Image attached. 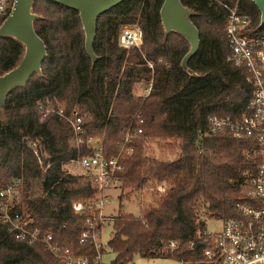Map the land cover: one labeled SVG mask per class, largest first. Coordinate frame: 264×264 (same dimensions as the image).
Returning <instances> with one entry per match:
<instances>
[{"label":"trees","instance_id":"trees-1","mask_svg":"<svg viewBox=\"0 0 264 264\" xmlns=\"http://www.w3.org/2000/svg\"><path fill=\"white\" fill-rule=\"evenodd\" d=\"M180 1L194 12L190 19L200 37L198 51L187 63L191 75L180 66L188 43L175 32L164 34L159 17L162 0H124L99 15L93 62L83 47L78 13L51 0H34L32 11L41 18L33 26L45 44L46 57L41 75H32L23 87L6 95L0 118V189L20 180V195L11 210L29 219L30 229L49 232L73 253H95L91 239L81 244L79 234L96 212L75 213L72 203L93 204L96 188L86 175L64 167L87 150L78 152L70 144L71 129L55 113L42 118L40 104L62 107L66 113L75 105L82 106L86 134L102 135L106 157L119 150L123 120L135 114L143 119L141 132L132 141V153L121 160L124 170L119 174V188L139 192L159 183L166 189L154 195L153 203L138 216L118 212L112 218L107 241L114 253L111 264H126L136 256L198 263L209 243L204 240V217H234L236 203L245 200L246 180L255 174L262 157L256 141L229 133L205 134L204 121L209 114L240 119L248 112L252 96L244 68L227 60L229 8L249 16L247 36H263L264 25H259V12L251 0ZM12 2L8 0L0 24ZM134 23L142 31L143 45L124 49L118 45L121 27ZM22 53L21 43L0 37V75L14 67ZM146 60L153 63L152 70ZM150 81L146 97L134 94L137 84ZM148 138L177 142L179 151L173 159L149 157L144 151ZM0 264L61 261L42 244L16 239L0 221Z\"/></svg>","mask_w":264,"mask_h":264},{"label":"built area","instance_id":"built-area-1","mask_svg":"<svg viewBox=\"0 0 264 264\" xmlns=\"http://www.w3.org/2000/svg\"><path fill=\"white\" fill-rule=\"evenodd\" d=\"M12 6V5H11ZM8 0H0V16L7 12ZM11 9V8H10ZM249 26V16L240 13L236 7L229 8L225 23V35L230 48L227 60L235 66H242L245 70V82L252 89V96L248 102V112L240 119H231L228 116L209 114L204 121L205 134L229 133L234 138H248L256 141L261 151V161L255 174L246 180L244 187L245 200L236 203L237 215L224 218L222 228L218 233L205 232L209 243L201 250L202 260L194 264H264V35L247 36L245 31ZM118 45L124 49H141L143 45L142 31L137 25H122L118 35ZM149 69L153 63L146 60ZM151 83L145 88L143 97L151 90ZM75 105L69 113L62 107L53 109L39 105L42 118L49 113H55L60 119L67 122L71 129L69 142L79 152L82 148L85 153H78L68 163L76 164L83 170L96 188V198L93 204H84L81 201L72 203L75 213L82 214L92 210L96 212L93 222L88 221L81 229L79 242L82 244L91 239L95 253L90 256L73 253L69 248L60 246L49 232L38 228H29L30 220L22 214L11 210L12 204L20 195V180H12L0 189V221L8 225L16 239L29 244H42L45 249L61 261V264H101L102 244L99 240L100 229L98 222L103 221V205L109 202L110 189L119 187V174L124 170L121 160L132 153V141L141 132L140 125L143 119L135 114L129 120H123L121 140L118 143V152L114 156L106 157L102 145V138L86 134L84 127V108ZM135 125L133 126V122ZM33 152L40 162L35 149ZM158 195L166 189L160 184L155 187ZM171 248L175 243L169 244ZM193 243L189 245V248ZM180 264H188L181 260Z\"/></svg>","mask_w":264,"mask_h":264},{"label":"water","instance_id":"water-1","mask_svg":"<svg viewBox=\"0 0 264 264\" xmlns=\"http://www.w3.org/2000/svg\"><path fill=\"white\" fill-rule=\"evenodd\" d=\"M78 13L84 34L83 47L91 61L97 56L93 51L95 24L99 15L109 11L124 0H51ZM259 12V25H264V0H251ZM34 0H13L8 15L0 24V37H11L23 46V53L14 67L0 75V118L9 91L23 87L34 74L41 75V64L46 57V47L34 30V21L41 16L32 11ZM194 12L180 0H162L159 17L164 34L175 32L188 43V51L180 61L181 68L192 74L187 63L199 48V31L190 17Z\"/></svg>","mask_w":264,"mask_h":264},{"label":"rangeland","instance_id":"rangeland-1","mask_svg":"<svg viewBox=\"0 0 264 264\" xmlns=\"http://www.w3.org/2000/svg\"><path fill=\"white\" fill-rule=\"evenodd\" d=\"M124 25H137L139 24H124ZM148 83H139L134 87V94L143 97L145 93V88ZM82 107V106H78ZM96 138H102L101 136H93ZM145 155L149 157H154L157 159H173L179 149L178 143L171 140H160L148 138L144 143ZM66 165V166H65ZM64 167L74 174H82L83 170L79 168L76 164L68 163ZM159 183H152L148 187L143 188L139 192H128L125 189H120L119 187L108 190L109 202L103 205V221L100 224V236L99 240L102 244L101 250V264H111L114 258V253L110 250L107 245V241L111 236L112 226L111 220L118 212L131 213L134 216H138L141 210L149 204H152L154 195H158L159 192L155 187L159 186ZM122 194V198L119 199L118 196ZM206 231L209 233H218L222 228V220L217 218L204 217ZM126 264H180L178 260L174 258L167 257H141L136 256L133 261Z\"/></svg>","mask_w":264,"mask_h":264}]
</instances>
